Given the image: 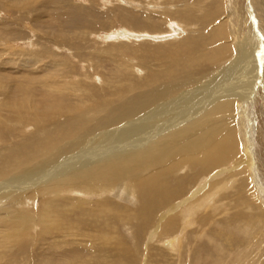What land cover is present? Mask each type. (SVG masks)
<instances>
[{"label": "bare ground", "instance_id": "bare-ground-1", "mask_svg": "<svg viewBox=\"0 0 264 264\" xmlns=\"http://www.w3.org/2000/svg\"><path fill=\"white\" fill-rule=\"evenodd\" d=\"M205 3L178 0L176 9L166 10V20L180 13L187 29L197 22L203 29L225 6L226 23L236 33L233 58L223 54L231 52L228 46L220 54L212 47L227 36L219 26L210 35L192 32L184 41L160 44L154 56L167 48L170 58L161 66L138 61L144 75L119 72L114 82L97 76L104 84L98 86L93 77H44L42 66L39 79L51 102H24L17 94L10 104L0 102V249L9 251L0 254V264H140V240L148 230L153 228L152 239L172 234L215 196L227 198L233 209L229 231L247 238L260 218L264 222L251 185L256 183L264 201L257 166L264 160V133H243L241 118L254 112L255 95L264 86V0ZM33 59L25 65L33 66ZM243 102L248 106L236 116ZM57 103H63L57 114L42 117ZM232 176L240 178L220 195ZM204 211L199 221L208 224L214 212ZM220 235L214 245L233 246L231 235ZM261 235L237 246L226 264H264ZM86 252L99 255L84 259Z\"/></svg>", "mask_w": 264, "mask_h": 264}, {"label": "rangeland", "instance_id": "rangeland-1", "mask_svg": "<svg viewBox=\"0 0 264 264\" xmlns=\"http://www.w3.org/2000/svg\"><path fill=\"white\" fill-rule=\"evenodd\" d=\"M199 1L206 2L205 4L213 2V0ZM177 2L178 0H0V102L12 103L17 98L16 94L19 97L17 99H21V101L30 99V101H38L40 104L51 102L54 98L45 95L48 94L45 92L46 82L39 79V75L44 70L43 67H47V70L44 71V75L46 74L43 75L44 77L48 74H54L59 76L54 79L68 80L70 77H74V79L87 82H91L92 80L89 77H93V81L98 86L104 84L97 76H101L104 80V75H106L109 81L114 82L116 74L119 72L128 73L132 71L136 75H144L146 68L143 64H138V61L143 63L147 60L155 66H161L170 58L171 54L165 55L168 53L167 48L161 49V55L154 56L156 50L153 49L160 44L169 45L180 38L185 40L187 34L191 35L192 32V35H196L198 32L210 35L212 30L219 26H223V31L227 36L220 37L215 40V43L212 42V47L216 44L214 48L220 54L222 46H228L231 52H227V49L223 54L229 58L235 56L236 43L234 44V40L236 33L234 31L235 34L231 33L230 24L226 23L225 6H223L224 11L222 10L212 23L209 24V21H207V25L203 29H199L197 26L200 22L187 29V26H184V21L187 22V19L179 17L182 15L180 13L175 15L172 20H166V10L176 9ZM193 5H195L194 2ZM241 9H244V7H241ZM129 17L133 19L132 22L138 20L141 23L138 25L132 22L127 23ZM143 22L146 25L142 24ZM160 30L163 31L162 34L164 33L163 37L160 36L162 35L160 33V35L154 33ZM126 33H131L133 36L123 37L122 35ZM178 33L179 35H177ZM55 36H58L56 42L53 41L56 38ZM28 59H33L35 64L26 66V60ZM49 60L52 61L51 66L47 64ZM35 65L36 67H34ZM136 65L140 66L139 71H137L138 66ZM32 69H38V71L30 73ZM20 71H25V73ZM143 80H146V78ZM18 84H20V87ZM9 87L17 91L11 92L12 90L11 88L9 90ZM29 93L31 94L30 97L27 96ZM78 93L80 97L81 93ZM73 101V99L69 100V102ZM255 101L257 102L254 103V112L250 110L243 115L241 114L242 111L246 110L248 106H245L247 99L246 103L243 102L244 104L237 105L239 110L237 108L236 116L242 115L241 118L245 124V127L242 124L243 133L245 130L250 131L256 128V130L264 133V86L258 89ZM3 106L0 104V110ZM59 106L63 107V103H57L53 111L42 115V117L54 116L57 114V107ZM10 110L11 108L6 111L9 112ZM246 119L247 121H245ZM254 120L255 122H253ZM250 141L251 143L254 142L253 140ZM259 154L263 158L264 149H259ZM257 166L262 175L261 182L263 183L264 160H258ZM249 172L250 170L247 173L249 174ZM226 175L225 172L224 177ZM250 175L251 173L249 178L252 180V175L251 177ZM239 178L240 176H232L226 180L224 182L226 188L222 190L220 195L230 191L233 182L236 179L239 180ZM255 184L254 181L251 182L253 191L255 190L257 196L253 204L256 207L260 206L264 211L263 195L262 192L259 193L260 191L257 190L258 187ZM191 190H188L187 195ZM212 199L209 204H205L208 205L205 208L207 212H214V221L211 219L208 224H202L199 221L198 214L204 211L202 208L203 210L199 209L195 213L187 215L182 220L180 229L170 235L163 237L155 235V238L152 239L153 228L148 230L147 234L143 235L140 240L142 259L140 264H157L158 262V264H226L227 261L232 260L231 256L239 248L237 246L244 248L248 244L250 245L254 241L262 239L261 233L264 234V222L261 218L258 220L259 222H256L252 235H248L247 238L244 234L238 235L236 231H229L228 222H226L230 216L229 214H231L230 212H233V209L229 208L231 206L227 203L229 200L218 196ZM195 204L199 205L198 202H195ZM129 233V229H125L127 237L130 236ZM217 233L231 235L234 242L236 243V239H238L239 243L235 245L233 242V246L225 243L224 248L218 247L214 244L218 241V238L222 240L223 237L222 235L217 237ZM262 246L260 249L264 253V245ZM8 252L0 249V254ZM88 255L95 257L99 254L86 252L81 257L85 259ZM218 255L220 257H217ZM262 257L261 260H263ZM60 263L62 264L61 261L58 264Z\"/></svg>", "mask_w": 264, "mask_h": 264}]
</instances>
